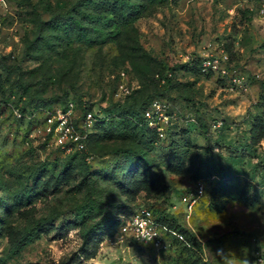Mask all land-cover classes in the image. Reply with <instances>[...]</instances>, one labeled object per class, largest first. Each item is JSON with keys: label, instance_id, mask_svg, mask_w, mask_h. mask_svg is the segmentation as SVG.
Wrapping results in <instances>:
<instances>
[{"label": "rangeland", "instance_id": "374dc122", "mask_svg": "<svg viewBox=\"0 0 264 264\" xmlns=\"http://www.w3.org/2000/svg\"><path fill=\"white\" fill-rule=\"evenodd\" d=\"M71 97L84 150L45 130ZM140 206L184 238L125 236ZM0 264H264V0H0Z\"/></svg>", "mask_w": 264, "mask_h": 264}, {"label": "built area", "instance_id": "2783aa9c", "mask_svg": "<svg viewBox=\"0 0 264 264\" xmlns=\"http://www.w3.org/2000/svg\"><path fill=\"white\" fill-rule=\"evenodd\" d=\"M205 65H209L210 61L205 60ZM74 107L73 101H68L64 107L55 108L46 115L45 130L51 134L54 141L65 150L77 149L84 150L86 148L87 130L90 123L94 121V113L87 110L81 123L76 125L74 121ZM164 103L159 98H154L150 101L144 109L143 114L149 125H157L160 118H163ZM16 115L21 116L20 111H16ZM159 129V127H157ZM202 184L199 183L195 191L185 194L181 200L186 206L184 211L185 216L191 215V210L202 192ZM121 232L131 240L149 245L156 250H167L171 241L168 239V232H171L176 239H183V233L180 231H170L164 224L157 220L152 209L146 206L136 208L134 212L123 219L120 224ZM145 228L149 229L155 237L151 243H144L135 239L137 233Z\"/></svg>", "mask_w": 264, "mask_h": 264}, {"label": "trees", "instance_id": "16d2710c", "mask_svg": "<svg viewBox=\"0 0 264 264\" xmlns=\"http://www.w3.org/2000/svg\"><path fill=\"white\" fill-rule=\"evenodd\" d=\"M182 67H185L186 65H181ZM154 98H157V97H150L149 99H148V101H147V103L146 104H144V105H142V106H137L136 108H134L132 111H126V112H128V113H131V114H128L127 113V116L129 117V118H131L132 119V121L136 124V125H139L140 126V128L142 129V131L144 132V134L146 135V137H149V135L147 136V134H149L148 133V127H147V120H146V118L144 117V114H143V111H144V109L147 107V105L150 103V101L152 100V99H154ZM73 101L77 106H78V101L79 100H75L74 101V99L71 97V98H67L66 100H65V102H63V103H61V105H59V106H57L56 108H61V107H64L67 103H68V101ZM80 102V101H79ZM79 105L81 106V109L84 111L83 112V115H84V113L87 111V110H91L92 108H91V106L88 104V105H83V103L82 102H80L79 103ZM104 110H102V111H100V109H98V111L96 112V114L94 113V123H95V125H97L98 123H105L106 121H108L109 120V118H108V116H107V114H105L104 112H103ZM99 112H102V113H99ZM104 113V114H103ZM96 126H94V128H95ZM94 134H95V129L94 130H91V131H88L87 132V136H86V143H88L89 141H91L92 139H93V137H94ZM151 139V138H150ZM72 155H75V156H78V153H73ZM71 155V156H72ZM85 155H80V158H82V157H84ZM136 158L138 159L139 158V155H136ZM84 159V158H83ZM138 167V165L135 167V168H137ZM140 207H142V206H140ZM136 208H139V207H136ZM136 208H134L127 216H129V215H131L133 212H134V210L136 209ZM150 209H152V211H153V213H154V215H155V217L157 218V220L158 221H160L162 224H164L165 223V221H164V215L167 217V215L169 214V213H165L164 215H160L161 213H159L158 211H156L155 209H153V208H151V207H149ZM126 217V216H125ZM124 219V218H123ZM168 219H171V222L172 223H170V224H168L166 227L170 230V231H180V232H184V229L182 228V227H180V229L178 228V223H176L175 221H174V217L171 215V217H167V219H166V221L168 220ZM123 220L121 219V221H119V224L122 222ZM165 225V224H164ZM169 226H171V228L169 227ZM179 226H181L180 224H179ZM170 236H174L172 233H170ZM175 237V236H174ZM32 241V239L31 238H29V239H27L26 241H25V243H27V242H31Z\"/></svg>", "mask_w": 264, "mask_h": 264}, {"label": "clouds", "instance_id": "9594fccd", "mask_svg": "<svg viewBox=\"0 0 264 264\" xmlns=\"http://www.w3.org/2000/svg\"><path fill=\"white\" fill-rule=\"evenodd\" d=\"M153 237H155V235H153L149 229L145 228L137 233L135 239L144 243H151Z\"/></svg>", "mask_w": 264, "mask_h": 264}]
</instances>
